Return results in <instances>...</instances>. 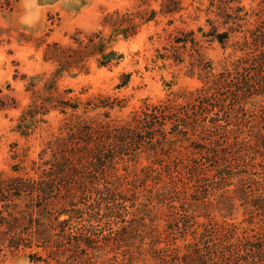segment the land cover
Wrapping results in <instances>:
<instances>
[{
    "label": "rangeland",
    "instance_id": "rangeland-1",
    "mask_svg": "<svg viewBox=\"0 0 264 264\" xmlns=\"http://www.w3.org/2000/svg\"><path fill=\"white\" fill-rule=\"evenodd\" d=\"M164 1L0 0V171L4 176H37L31 162L38 160L41 148L58 134L65 119L74 112L66 107L65 113H62L60 108L63 105L59 101L79 102L75 113L84 117L104 118L103 112H108L106 119L111 120L113 126L130 127L134 124L132 116L145 110L146 106L156 105L172 97L173 93L194 92L203 86L198 69L190 74L188 57L180 64L157 57L158 52H164L163 47L168 46L171 38L180 31L193 30L203 45L201 53L211 63L213 72L228 73L225 85L207 101L208 108L189 110L187 122L195 125L197 131H203L201 124H210L211 119H215L218 124L237 128L236 132L242 129L241 135L247 136L252 128L243 126L241 120L229 114L240 107L238 104H243L248 109L244 114L247 121L261 124L260 117L264 118V0H179V9L174 12L163 11ZM151 11L155 13L147 20ZM109 15H113L120 26L130 27L131 33L127 37L118 36L105 49V52L113 50L121 57L118 60L114 58L106 66H99L97 59L100 55L89 53L81 65L72 63L54 77L59 66L54 59L55 48L52 44L75 48L77 41L84 43L88 37L96 34L106 38L112 28L110 21L105 19ZM235 16L243 18L235 23L232 19ZM212 25L219 32L228 31L223 45L205 40L202 32L198 31V27H201L203 32H207ZM230 26L234 29L229 30ZM257 56L263 59L262 64L257 63ZM128 73L127 83L118 86ZM243 88L252 94H244ZM46 96L54 97L45 102L47 112L38 109L36 122L31 125L29 133L20 134L16 126L22 113L29 106L40 105ZM97 98L107 99L106 104L111 103L112 108L86 110L83 107L87 100L98 102ZM178 118L177 113L173 117L177 122L174 121L171 126L166 121L162 128L160 124L163 121L159 119L155 131L139 136L137 141L129 140L121 148L113 142V152L106 153V156L113 155V160L106 162V168L99 174H94L85 166L80 170L88 184L83 193L75 198L74 208H78V212L74 215L77 216L76 221L81 220L80 233L92 235V239H86L91 247L80 252L82 259L79 264H179L175 257L177 251H182L185 244L194 240L192 230L197 228L199 232L200 224L207 219L202 215V210L197 209L199 211L189 218L184 227L182 216L175 211L185 198L189 199L188 193L181 191L179 195L169 194L163 199L158 193L168 187L171 180L181 190L185 188L189 192V166L210 173L209 170H213L218 162L213 155L193 156L183 148L187 140L181 139L182 135L170 133L187 126V122ZM170 127L173 129L170 130ZM220 131L221 127L213 128L212 132L206 130L202 136L210 138V135ZM160 147L170 151L168 156L171 158L179 159L180 173L173 169L170 174L164 172L157 178L141 172L143 167L152 165L149 152ZM261 160V155L255 153L250 157V163L254 164L252 167H245L241 161L232 163L230 170L233 174L223 183V187L220 188V182L210 185L215 190L208 187L211 194L208 200L214 204L223 195L233 198L231 208L225 209L223 216L219 210L211 208L215 220L247 225L243 221L247 214L241 192H251L254 185L246 180L241 188L239 179L250 170L254 177L264 181V161ZM13 165L20 166V169L13 171ZM132 179L134 181L130 182ZM112 180L128 198L123 202L126 209L121 212L122 219H115L114 215L106 212L104 201L96 198L99 192L97 187ZM76 186L73 180H66L61 192ZM204 195L203 192L200 194ZM169 205L176 208L171 210ZM119 207L121 210L122 206ZM191 208L189 206V210ZM60 211L63 212V209ZM66 216L61 213L59 219ZM124 220L126 224H131L123 229V236L118 241L109 238L118 236L114 232L125 223ZM57 237L52 244L54 247L60 245ZM33 252L47 257V252L40 247L20 246L13 249L0 245V264H33L31 258L34 256L29 255ZM236 256L232 255L221 264L237 262ZM206 257L207 263L212 264V257L207 254ZM252 259L250 252L237 264H251ZM49 261V264L55 263L54 260ZM39 264L44 262L39 261Z\"/></svg>",
    "mask_w": 264,
    "mask_h": 264
},
{
    "label": "trees",
    "instance_id": "trees-1",
    "mask_svg": "<svg viewBox=\"0 0 264 264\" xmlns=\"http://www.w3.org/2000/svg\"><path fill=\"white\" fill-rule=\"evenodd\" d=\"M162 7L164 12H174L179 9V0H165ZM218 8L223 10L221 6H218ZM154 13V11H151L147 20H150ZM242 18L241 16H235L232 19L236 23ZM105 19L110 21L112 25L106 38L96 34L88 37L84 43L77 41L78 44L75 48L61 47L57 43L52 44L55 48L53 52L54 59H56L59 66L54 72V77L59 75L62 70L67 69L72 63L81 65V61L89 53L100 55V58L97 59L99 66H106L114 58L118 60L121 57L115 51L105 52V49L118 36L127 37L131 33L129 32L130 27L120 26L113 15L106 16ZM233 29L232 26L229 27V30ZM198 31L202 32L201 36L205 40L217 41L222 45L228 38V31L219 32L215 25H212L207 32H203L201 27H198ZM202 47V43L195 37L193 30L180 31L171 38L168 46L163 47L164 52H158V58L170 59L174 64H180L184 62L185 57H188L190 74L198 69V76L202 79L203 86L194 92L173 93L172 97L156 105L146 106L145 110L132 116V123L134 124L130 127L113 126V122L106 119L108 112H103L104 118L84 117L75 113L80 105L79 102L70 103L66 100H58L63 105L60 108L62 113H65L66 107L71 108L74 112L65 119L59 128L58 134L48 140L45 146L41 148L38 153V160L31 162V167L37 176H4L3 172L0 171V245L13 249L20 246L27 248L35 246L47 252L45 258L37 252L29 254L34 256V258H31L33 264H39V261L49 264V259L54 260V264H79L80 252L91 247L86 239H92V235L87 236L85 233H80L81 220L76 221L77 218L75 217L77 216L74 215L78 212V208H74L76 205L75 198L83 193L88 184L81 176L80 170L85 166L91 169L94 174H99L103 171V168H106V162L111 163L113 160V155L106 156V153L113 152V142L119 146L118 148H121L129 140L137 141L139 136L149 131H155L159 119L163 121L160 124L161 128L166 121L170 122L172 126L174 121L177 122L173 117L178 113V119H182L186 123L189 110L197 107L208 108L207 101L225 85L228 73L219 72L215 74L211 63L205 60L201 53ZM259 57L257 56V63L262 64L263 59ZM128 79L129 73L125 74V79L118 86L125 85ZM248 92V89L243 88L244 94ZM250 93L252 94V92ZM53 98L52 96H46L42 99L40 105L37 107L29 106L22 113L16 126L20 134L27 135L29 133L31 125L36 122V111L42 108V111L47 112L45 102L51 101ZM97 100L99 101L87 100L83 107L86 110L97 107L112 108L111 103L106 104L107 99L97 98ZM242 105L238 104L240 107L229 112V114L241 120L243 126L252 128L249 129L247 136L241 135L242 129L236 132L237 128H231L228 126L229 124H218L215 119H211L210 124H201L203 131H197L196 126L191 122H187V126L184 125L175 131L172 130V127L169 128L172 130L170 131L172 135H182L183 138L181 139L187 140L188 143L183 148L188 150V153L193 156L196 154L213 155L218 162L213 170H209L210 173L189 166V188L191 189L189 192H186L185 188L181 190L171 180L168 187L158 193L161 199L169 194L179 195L181 191L182 193H188L189 199L185 198L175 211L182 216L184 227L187 225L186 222L189 218H193L196 211H199L197 209L202 210V215L207 219L206 222L200 224L201 230L199 232L196 231L197 228L192 230L194 240L185 244L182 251H177L175 257L179 264H208L206 254L212 257V264L225 263L226 259L234 254L237 255L238 262L242 257H245V254L250 252L253 254L251 264H264V181L254 177L253 172L250 170L246 171V174H243L245 176L242 175L243 177L239 179L241 188L246 180L254 185V190L251 192H244V190L241 192V199L245 205L244 212L247 214L243 220L247 223L246 226H239L224 220L217 221L211 215V208H216L223 216L226 212L225 209L231 208L233 199L231 196H221L216 204L208 200L211 195L208 187L215 190L216 188H212L213 186L210 185L212 182H220L222 184L220 188H222L223 183L233 174V171L230 170L232 163L241 161L244 162L245 167H252L254 164L253 162L250 163V157L251 155L254 156L255 153H259L262 157L261 161H264V124L261 125L264 118L260 117L262 122L261 124L257 122L256 125L255 122L247 121L244 114L248 109ZM213 114H216V112ZM218 127H221L222 131L210 135V138L202 136L206 130L212 132L213 128ZM188 134L196 135V137H190ZM169 153L170 151H166V148L165 150L162 147L153 148L148 154L152 156V165L143 167L140 169L141 172L146 174L145 176L152 174L157 178H160L164 172L170 174L173 169L180 173L181 169H178L179 159L177 157L171 158L168 156ZM19 169L20 166L18 165L12 166L13 171ZM66 180H73L77 184V188H70L61 192ZM132 181L134 179L130 180V182ZM97 188L99 192L96 198L104 201L105 211L114 215L115 219H122L121 212L126 209L123 202L128 200L123 190L119 189L117 184L113 183V180ZM202 192L206 195L200 196ZM119 206H122L121 210ZM169 206L171 210L176 208L175 205ZM189 206H192L190 210ZM59 209H63V212H59ZM61 213L67 216L59 219ZM74 221H76L75 224H73ZM124 221L125 223L114 232L118 236L109 238L118 241L119 237L123 236L121 232L131 224H126L127 221ZM55 236H58L59 247L52 245ZM69 260L73 262H69ZM237 262H232V264H237ZM92 264L97 263L92 262ZM101 264H113V262H103Z\"/></svg>",
    "mask_w": 264,
    "mask_h": 264
}]
</instances>
